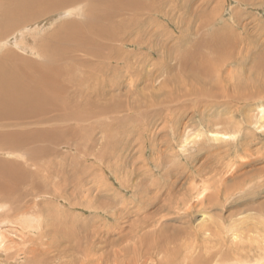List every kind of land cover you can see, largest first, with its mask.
I'll use <instances>...</instances> for the list:
<instances>
[{
	"label": "rangeland",
	"instance_id": "obj_1",
	"mask_svg": "<svg viewBox=\"0 0 264 264\" xmlns=\"http://www.w3.org/2000/svg\"><path fill=\"white\" fill-rule=\"evenodd\" d=\"M110 1L114 9H130L129 4L117 6L115 0ZM99 2L102 0H88L82 7L89 9L88 4L95 6ZM133 5L137 6L135 10L160 9L161 13L126 15L108 27L106 36L127 44L124 47L91 38L92 50L101 54L100 57L90 55V58L79 60L73 54L68 56L69 47L63 41L53 46L48 43L47 48L39 45L42 36L73 17V9L62 13L64 16L55 15L44 20L38 13L30 16L28 18L35 23L31 28L0 41L3 44L0 45V66L4 68L5 78L9 79L7 84L12 86L17 79L26 83L36 80L41 87L29 86L31 90L41 88L52 101L48 112L25 119H17L10 113L11 118L0 122L6 125L0 129V134L25 133V130L40 134L45 140L36 139L38 143H31L30 139L26 141L27 147H13L11 151L8 144L1 146L0 143V186L11 190L0 199V235L7 237L5 230L10 233L14 227L24 233L17 223L26 217L18 213L27 212L40 229L27 235L35 242L29 243V247L33 244L37 247L42 242V250L35 257H40L45 264H48L46 254L48 259L54 260L50 264H67L71 259L84 260L86 264H107L108 257L112 262L111 248L106 244L103 251L102 242L116 240L117 226H125L126 232H130L128 223L133 224L137 218L140 221L144 212L151 214L158 208L164 211L154 218L164 223L166 235L174 234L180 225L178 215L188 213L189 218L180 220L181 225L188 220L191 224L186 225L194 228L210 225L213 232L222 234L212 238L225 240V227L221 226L225 225V220H237L238 217L230 216L242 207L236 206L244 201L248 204L249 200H253L250 206H257V202L264 201V187H257L258 177L264 170V117L258 110L264 106L261 92L264 90V0H138ZM39 11L46 13V17L62 9L51 7ZM242 26L244 32L241 34ZM219 38L224 39L223 48L214 52L206 42ZM232 54L237 58L236 63L227 60ZM206 68L209 71L203 75L209 77L207 80L195 79L190 74H200ZM79 72L83 75L81 80L93 77L84 80V86L80 87L82 95L78 94L79 88L69 84V77L79 78ZM42 76L53 81V86ZM45 83L50 84L49 87H45ZM55 88L68 92H55ZM94 90H101V94L97 97ZM168 90L174 94L170 102L165 99L170 93ZM6 92L9 98L16 95L12 89ZM247 93H251L252 98ZM79 100L84 102L80 105ZM30 105L23 104L21 109L26 111ZM109 106L112 109H106ZM70 111L76 112L78 117L73 119ZM212 132L215 134L211 135ZM1 141L4 140L0 136ZM144 141L146 153L143 152ZM25 149L33 154L28 157ZM12 162L19 164V168L9 167ZM3 168L6 171L3 172ZM243 179L245 187L234 190L233 183H241ZM225 185L229 186L227 197H231L222 205ZM166 195L174 196L172 203L166 202ZM200 195L207 208L198 212L194 204L200 203ZM180 199L188 202L187 206ZM245 209V217L256 219L246 224V228L259 221L264 223L263 213L247 207L242 212L245 213ZM121 212L130 214L117 221L109 217ZM103 223L109 227L103 228ZM258 225L256 231L260 229ZM246 231L242 241L253 242V245L259 241V234ZM180 240L175 245L158 239L135 240L132 248L125 252L130 258L126 262L144 264L141 255L135 257L131 253V249L139 247L155 257V264H163L166 255L170 262L177 261L182 252L178 258L171 257L173 251L169 254V247L177 250L180 244L183 247L190 241ZM95 241H100V245ZM87 247L91 250L85 253ZM63 249L70 253L56 262L55 254ZM198 251L199 248L192 253L196 261ZM73 252L76 254L71 256ZM10 254L2 252V264ZM251 255L245 257L244 264H254L258 255L255 250ZM225 258L229 259L225 253L216 251L206 260L199 258L197 264ZM25 260L21 253L20 264Z\"/></svg>",
	"mask_w": 264,
	"mask_h": 264
},
{
	"label": "bare ground",
	"instance_id": "obj_2",
	"mask_svg": "<svg viewBox=\"0 0 264 264\" xmlns=\"http://www.w3.org/2000/svg\"><path fill=\"white\" fill-rule=\"evenodd\" d=\"M115 1H116L117 6H127V4H129L130 9H128L127 7L126 8H120V9H114L113 6H112V4H111V1L110 0H102V2L97 3L95 6H92L91 4H88L90 10L88 9V7H85V6L82 7V5H85L88 2V0H0V41H2L4 38L11 37L13 35H17L20 32L24 31L25 29L31 28L30 26H32L35 23L32 22L28 18L30 16H33V15H35V14L38 13L39 16H40V18L44 20V19H49L50 17L55 16V15L64 16V14H62V13L71 11L73 9L72 10V16L73 17L70 20H68V21H63L62 20L63 22L62 23H59L57 25L56 29H53V31L51 30L50 33L48 32L49 34L47 36H44V37L42 36L41 39H39V41H38L39 45H43L45 48H47L48 43L51 46H53V43H57L59 45L63 41V43L67 47H69V51L70 52L67 54L68 56L69 55L71 56L73 54L74 55L73 57H75V59L78 58L79 60H81L82 57H89L90 58V55H95L97 57H100L101 54H99L97 52H94L92 50V45L93 44H92L91 38L97 39V40L103 39L104 42H109V43H119V44H121V46L124 47L127 44H125L123 42H118V39L117 38H109V37L106 36L105 30L108 27H111V26L115 25L117 23V21L123 20L126 15H134V14H138V13L158 15V14L161 13V10L160 9L135 10L134 8H136L137 6H134L133 5V2H136L138 0H115ZM151 1H153V0H151ZM145 3H147V5H151L148 1H145ZM51 7L61 8L62 11H60V12H58L56 14H49L46 17H45L46 13H44L43 11H39V10L47 9V8H51ZM77 7H80V9L77 8ZM37 23H39V22H37ZM48 24L49 23H47V25ZM41 26H42V24H41ZM34 27H35V25H34ZM240 28L242 29L241 30V34H242L244 32V26H242ZM39 30H41V28ZM241 37H242V35H241ZM53 39H57V41L54 42ZM223 40L224 39H220V38L219 39H210V40H208L206 42V45L212 51L219 52L220 51L219 48H221V49L223 48V44H224V41ZM67 43H69V45H67ZM18 44H19V40H18ZM200 44H201V42H200ZM0 45H3V44H0ZM26 51H28V50L26 49ZM31 51H33V50H31ZM61 51L63 52L62 49H61ZM239 53H241V50H240ZM236 55H237V51H236ZM36 56H37V54H36ZM255 56H257V55H255ZM228 57H229L228 59L226 58L227 60H232V61H234V63H236L237 58L233 54L232 55H229ZM94 58H96V57H94ZM0 59H2V58H0ZM86 60H87L86 62L89 61V59H86ZM204 60L206 61V57H204ZM253 60H255V59H253ZM49 61H51V59ZM45 62H46V60H45ZM1 63L3 65H5L4 64L5 63L4 61H2ZM226 66H228V63H227ZM9 68H10V66H9ZM38 68L41 69V66H38ZM185 68H187V67H185ZM3 69L4 68L0 66V71H1V74H0V122H4L2 119L11 118L10 113H13L14 116L17 119H25V118H29V117L34 116V114H41V113H44V112H48L49 107L51 106L50 102H52V101H50L51 99L48 96H45L43 91L42 92L40 91L41 88H39L40 90H33V89L31 90V88L29 87V86H33V87L40 86L41 87V84L38 81L35 80L32 83H26L22 79H17V80L15 79L16 81L14 83H12V86L11 85L9 86L7 84L9 79L5 78V74H4ZM208 71H209V69L206 68V69H202V73H200V74H197V75H194L193 73H190V74L195 79L197 77H202L204 80H207V79H209V77L204 76L203 73H208ZM39 75H41V74L39 73ZM68 75H71V72L68 71ZM82 76H83L82 73L79 72V74H78V77L79 78H76V79L73 78L72 79L71 76L69 77L70 78L69 84H71L73 87L79 88L78 94H81V95H82V93H81L80 87L82 88V85L84 86V83H85L84 80L85 79L86 80H88V79H91L92 80L93 79L92 76H89V77L81 80L82 79ZM41 78H43V80H45V81H49V80H47L46 77H43L42 76ZM5 79H7V82L5 81ZM169 79L170 78H168V80ZM54 81H55V79H54ZM52 82L53 81H49V83L53 86V83ZM256 82H257V80H256ZM173 83H174V81H173ZM50 84H46L45 83V87H49L48 85H50ZM163 84H164V82H163ZM225 84H227V83H225ZM262 84H263V82H262ZM92 85H91V87H92ZM226 86L229 87L228 84ZM161 88H162V86H161ZM8 89H12L16 93V95L9 98L8 97V94L6 92ZM261 89H262V87H261ZM54 90H55V92H59V93L68 92L66 89H62V88L61 89L55 88ZM54 90H53V92H54ZM258 91H260V88H259ZM95 92H96V96L97 97L99 96V94H101V90L99 92H97V91H95ZM169 92L170 93L168 95H166V98L165 99L170 102V100L173 98L174 94L172 93V90L169 91ZM179 92H181V91H179ZM191 92H192V94L203 95L202 93H197V92H194V91H191ZM261 92H262V95H264V90L261 91ZM248 93H247V95H249ZM260 93H256V94L257 95H260ZM250 95H251V93H250ZM113 96L114 95H112V97ZM88 100H89V98H88ZM231 101L232 100H230V102ZM81 102H84V101L81 100L79 102L80 105L82 104ZM28 103H31L30 107L26 111H23L21 109V105L28 104ZM60 104H61V102H60ZM73 105H75V104H73ZM70 106H71V104H70ZM80 109H82V108H80ZM106 109H112V106L106 107ZM258 110L261 113V117L262 116L264 117V106H262ZM70 113H71V116H73V119L76 116L78 117V114L76 112L70 111ZM79 113H81V112H79ZM228 113H230V112H228ZM82 118H84V117H82ZM230 118H232V114L230 115ZM105 122H106V120H105ZM78 124H79V122H78ZM93 124H95V123H93ZM182 124H184V123H182ZM5 126L3 124H0V129H4ZM79 126H81V124ZM23 131L25 133H21V132L17 133L16 132V133L12 134L10 131L9 132H3V133H1L0 136L4 140V141H1L0 142L2 144L1 146H3V143H6V144L9 145L10 151H11V150H14L15 147H19L21 149H23L24 147H27V142L26 141H28L30 139H32L30 141L31 143H33V142L38 143V140L41 141V142H45L44 138L41 137L40 134L35 135V134L31 133V132H26L25 130H23ZM103 133H104V131H103ZM210 134L212 135V134H215V133L212 132ZM76 136H77V134H76ZM197 137L200 138V135H197ZM224 137H225V135H224ZM36 139H38V140H36ZM186 142H187V139L184 140V143H186ZM192 143H194V141H192ZM23 151H24V153L28 157H30L33 154L31 152H27L26 149L23 150ZM245 151H247V150H245ZM143 152L146 153V141H144V149H143ZM35 164H37V162H35ZM43 164H45V163H43ZM18 165H16V163H14V162L8 164L9 167H14V168H19ZM37 168H39V167H37ZM4 171H6L5 168H3V172ZM43 173H44V171H43ZM262 173L264 174V170H263V172L261 171V175L258 177V180L260 182L257 183V187H259V188L264 187V177L262 176L263 175ZM254 176H255V173H254ZM253 181H255V180H253ZM174 182H172V185H175ZM8 183H9V178L6 179V184H8ZM244 183H245V179H243V181H241V183L234 182L233 184L236 186V188L234 190H238V189H241V188L243 189L245 187V184H246V183L245 184ZM225 186H226L225 187L226 191H225V195L223 197H221V199H222L221 203L222 202L225 203V201L226 200H229L228 198L231 197V196L230 197H227L229 195V186L228 185H225ZM7 188L0 186V199L6 197L7 193L9 191H11V190H7ZM57 192H58V195H59L60 194V191L58 189L56 190V194H57ZM56 194L53 193L52 195L55 196ZM71 195H73V194H71ZM219 195H221V194L219 193ZM219 195L217 194V196H219ZM201 196L202 195H200V199H201L200 200V203H195L194 204L197 207V211L198 212L201 211V209H204L205 210L207 208V207L204 208V199H202L203 197H201ZM60 197H62V196L60 195ZM179 197L180 196H178V198ZM186 198L187 197H185V201H186ZM6 199H9V198H6ZM173 200H174V196L166 195V202L172 203ZM180 200L182 201V203H185V205L187 206L188 202L186 203L184 201V199L183 200L180 199ZM187 201H190V199H187ZM252 201L249 200V203L248 204H245V201H244V203H241L238 206L235 205L236 208H240L242 206L240 209H238L235 212H232L230 214V216H232L233 218L234 217H238L237 220H233V221L231 220V222L228 221V220H225V225L222 224V226H221L222 229L225 227V230H224L225 231V240L224 239H219V240L213 239L216 235L221 236L222 234L220 232H218V231L217 232H213L212 229H211L212 226H210L209 224H208L209 226L202 225V227L194 228L192 226H187L186 224H191V222H190V220H188V221L186 220L187 222H183V225H181V221L180 220L183 221V218L186 219L187 215L189 216L188 213H186L184 215H181V214L178 215L179 217L177 218V221H179L180 225H178V227L176 228L174 234L166 235L165 234V230H164L165 227H162L164 225V223H160V221H159L160 219L159 218H157V217H156L157 219L154 218L155 217V214H158V213H160V212H162L164 210L162 208H158V210L152 212L151 214H149L147 212H144L142 214L143 217L140 219V221L137 218L133 224L132 223H128V227L131 229L130 232H128V233L126 232V228L127 227H125V226H117L116 227V229H117V232H116L117 238H116V240L114 239V241H111L110 240V242H102L101 249H103V251H104V249H105L104 245L108 244L109 247L111 248L109 254L113 257V261L112 262L110 261L109 257H108L109 263H107L106 261L105 262L107 264H114V263L115 264H129V263L126 262V260L127 259H130V258L128 256V254L125 253V252H126V250L132 248L135 240H139V241L145 242L146 239H158V240H165L166 242H170V244L175 245V243L177 241H179L180 238H183L185 240H190V241L188 243H186L183 247H182L183 244H180L179 248L177 249L178 251L175 250V249L173 250L172 247H169V254H171V251H173L172 252L173 255H171V257L175 256V257L178 258L179 253L182 252L180 254L181 255V258L179 260L176 259L177 261H175V259H174L173 262H170L166 258V257H169V255H166L165 258H164L165 260H164L163 264H170V263L171 264H197L201 259L206 260V257L209 254H211L213 252H216V251H221V253H225V256L227 258H229V259H226L225 258V260H223V261H219L218 260L216 262L209 263V264H244L245 257L248 255V257L250 258L252 256L251 253L254 250H255L256 254L258 255V257L254 260L253 263L254 264H264V223L263 222H260V221L257 222V224H259L261 226L260 227L258 225V228H260L258 230H260V231H258V230L256 231L257 224H255V223L251 224L248 227L250 229H248V228H246L245 225L248 224L249 222H254V221L256 222V219L253 221V220H250L249 217H245V215L247 213V210L246 209H245V213L242 212V210H244V208L247 207L248 210H250V209L257 210V211H260V213H263L264 214V201L257 202V206H253L252 205L253 207L250 206V204L252 203ZM0 202H2V201H0ZM222 205H223V203H222ZM5 206H7V205H5ZM192 207H193V205H192ZM0 209H1V206H0ZM180 210H179V212H180ZM191 211L193 212V210H191ZM174 212H177V211H174ZM26 213L27 212H24L23 213V211L20 212V213H18V215H20V216H22L24 218L26 217V218L23 219V220L18 221V223H17V221L15 222V223H17L19 225V227L22 229V231L24 233L20 232L19 228L12 226L14 228L11 229L10 233L8 232L7 229L6 230L4 229L6 231V233H8V236L7 237H3V235H0V236H2L0 238V251H1L0 252V256L2 255V252H5L6 254L11 253L10 255H8V260L5 262V264H20L21 263L20 262L21 253L24 254L25 257H26V260H25V262L23 264H45V263H43V261L41 260L40 257L39 258L38 257H35V256H39V252L42 250L40 248V247H43L42 242L40 244H38L37 247L34 244L31 247H29V243H35V242H32L31 238L30 237H27V235L31 234L34 231L39 232L40 229H39V225L38 224H34L35 223V221H34L35 219L34 220H33V218L30 219V217H29L30 215L28 216L27 215L28 213L27 214ZM183 213H185V212H183ZM129 214H130V212H128V213L121 212V213H112L110 216L109 215H105V216H109V217H111V218H113L114 220L117 221L118 219L119 220H123V219L127 218ZM25 215H27V216H25ZM187 218H189V217H187ZM2 222L4 223L5 221L2 220ZM227 222H229L228 223V226L226 225ZM236 222H239L240 224H238ZM0 225H1V223H0ZM239 226L240 227H243L242 229L244 231L247 230L246 233L249 231V233L250 232H256V234H259V236H258L259 237V241L258 242H254V245H253V242H250V241H247V242L242 241L243 240V235L245 233H244L243 230H240ZM1 227L2 226H0V228ZM104 227L105 228L106 227H109V225L107 226L106 223H103V228ZM217 227H219V226H217ZM98 229H100V226H99ZM114 232L115 231L113 230V233ZM40 233L42 234V232H40ZM132 239H135L133 241V243H132ZM91 241H93V240H91ZM86 242L88 243V241H86ZM212 242L213 243L216 242V244L215 245H211ZM96 243L100 245V241L99 242H96ZM81 244L83 245V243H81ZM93 244H95V243H93ZM49 246L51 247V245H49ZM3 247L6 248V249H4L6 251H4V250L2 251L1 250V249H3ZM78 247L79 246L77 244L76 249H78ZM97 247H99V246H97ZM198 248H199V251L196 253V257H197L198 261H196L195 258L192 256V253H193V251H195ZM90 250L88 248V251L85 250L86 251L85 253L89 252ZM92 250H95V248H92ZM66 253L69 254L70 252H68V250H65V249H63L61 251V253L57 252V254H55V260H56V262H59L62 259L63 255L66 254ZM131 253L135 257H138V256L141 255L143 257V259H144V262H143L144 264H147V262H148V264H155V257L152 256V255L147 254V251L141 249V247H139L138 250L131 249ZM74 254H76V252H73V254H70V255L71 256H74ZM47 255L48 254L45 255V259H46L47 263L50 264L54 260L51 261L50 258L48 259ZM199 258H201V259L199 260ZM0 264H2L1 261H0ZM61 264H65V263L62 262ZM67 264H86V263H85L84 260L75 261L74 259H71V261L68 262ZM204 264H206V263H204Z\"/></svg>",
	"mask_w": 264,
	"mask_h": 264
}]
</instances>
